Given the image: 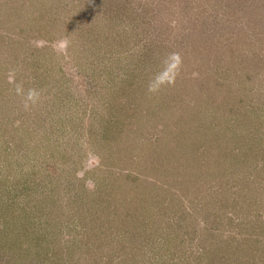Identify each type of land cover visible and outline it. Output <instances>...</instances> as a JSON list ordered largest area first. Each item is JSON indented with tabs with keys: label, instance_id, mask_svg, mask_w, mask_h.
<instances>
[{
	"label": "rangeland",
	"instance_id": "374dc122",
	"mask_svg": "<svg viewBox=\"0 0 264 264\" xmlns=\"http://www.w3.org/2000/svg\"><path fill=\"white\" fill-rule=\"evenodd\" d=\"M0 264H264V0H0Z\"/></svg>",
	"mask_w": 264,
	"mask_h": 264
}]
</instances>
